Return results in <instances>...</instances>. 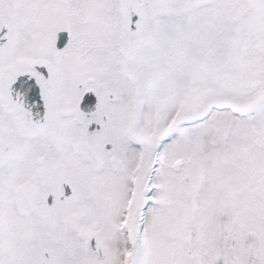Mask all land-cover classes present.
<instances>
[{"label":"snow or ice","instance_id":"snow-or-ice-1","mask_svg":"<svg viewBox=\"0 0 264 264\" xmlns=\"http://www.w3.org/2000/svg\"><path fill=\"white\" fill-rule=\"evenodd\" d=\"M0 264H264V0H0Z\"/></svg>","mask_w":264,"mask_h":264}]
</instances>
